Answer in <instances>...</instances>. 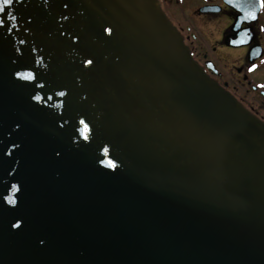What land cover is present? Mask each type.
<instances>
[{"label":"water","instance_id":"obj_1","mask_svg":"<svg viewBox=\"0 0 264 264\" xmlns=\"http://www.w3.org/2000/svg\"><path fill=\"white\" fill-rule=\"evenodd\" d=\"M5 9L0 264H264V123L157 0Z\"/></svg>","mask_w":264,"mask_h":264},{"label":"flooded vegetation","instance_id":"obj_2","mask_svg":"<svg viewBox=\"0 0 264 264\" xmlns=\"http://www.w3.org/2000/svg\"><path fill=\"white\" fill-rule=\"evenodd\" d=\"M157 1L205 73L264 123V8L259 0ZM237 3H252L247 10L255 16L246 17Z\"/></svg>","mask_w":264,"mask_h":264},{"label":"snow or ice","instance_id":"obj_3","mask_svg":"<svg viewBox=\"0 0 264 264\" xmlns=\"http://www.w3.org/2000/svg\"><path fill=\"white\" fill-rule=\"evenodd\" d=\"M16 0H0V28H3L6 26V24L10 21H15L18 19L16 15L13 14L12 11H6L5 6H12ZM234 0H229V3H233ZM260 7L264 8V0H259ZM254 5L252 3H237L236 7L241 8V10L245 11V16L246 17H254L255 13L253 11H248L247 9L253 7ZM243 19V17H242ZM7 31L11 32L12 28L8 27ZM108 31H111L108 29ZM232 43H237V41H232ZM86 63H92L91 60L86 61ZM255 67V65H253ZM17 76H22V75H31V73H16ZM60 95H64V93H60ZM36 99H39L40 97H35ZM80 123L84 124V121H80ZM88 130V125L85 124V132ZM85 138L87 136L85 135Z\"/></svg>","mask_w":264,"mask_h":264},{"label":"rangeland","instance_id":"obj_4","mask_svg":"<svg viewBox=\"0 0 264 264\" xmlns=\"http://www.w3.org/2000/svg\"><path fill=\"white\" fill-rule=\"evenodd\" d=\"M256 77L259 78V79H260V78L262 79V73H258V74L256 75Z\"/></svg>","mask_w":264,"mask_h":264}]
</instances>
